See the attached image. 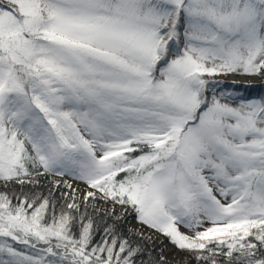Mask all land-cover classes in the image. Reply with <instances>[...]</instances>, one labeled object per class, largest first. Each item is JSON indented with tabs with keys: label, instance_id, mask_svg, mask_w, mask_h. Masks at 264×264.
Wrapping results in <instances>:
<instances>
[{
	"label": "snow or ice",
	"instance_id": "snow-or-ice-1",
	"mask_svg": "<svg viewBox=\"0 0 264 264\" xmlns=\"http://www.w3.org/2000/svg\"><path fill=\"white\" fill-rule=\"evenodd\" d=\"M228 76L264 82V0H0V264H264V95Z\"/></svg>",
	"mask_w": 264,
	"mask_h": 264
},
{
	"label": "trees",
	"instance_id": "trees-1",
	"mask_svg": "<svg viewBox=\"0 0 264 264\" xmlns=\"http://www.w3.org/2000/svg\"><path fill=\"white\" fill-rule=\"evenodd\" d=\"M227 78V77H226ZM226 78H223L226 80V82L228 83H231L233 81L231 80H228ZM258 78V77H256ZM238 84L240 85H252V87L250 89H248V91L245 93L246 95H249V96H260V95H264V87H262L261 85L264 84V82L260 81V82H240V81H236ZM52 177H48V178H42V186L37 188L36 190L37 191H43L45 192V194L47 193V190L48 188L51 187V181H52ZM18 191V190H17ZM129 218H132L131 216L128 217ZM105 219H108L107 217H105ZM128 219H127V222H119L117 221V223H121L122 224V230L124 231L125 234H127V230H128ZM108 222L111 223L113 222L111 219H108ZM149 249H151L152 251L149 252L148 256L145 258L146 261H154L156 259H158L161 254H160V251L158 249V247L156 245H153L152 243H149L148 245ZM184 253V252H183ZM190 257V256H189ZM167 260V259H166ZM168 261V264H175L169 260ZM190 262L191 264H194V261H193V258L190 257Z\"/></svg>",
	"mask_w": 264,
	"mask_h": 264
},
{
	"label": "rangeland",
	"instance_id": "rangeland-1",
	"mask_svg": "<svg viewBox=\"0 0 264 264\" xmlns=\"http://www.w3.org/2000/svg\"><path fill=\"white\" fill-rule=\"evenodd\" d=\"M223 79V77H222ZM226 79L231 80V81H240V82H260V78H256V77H248V76H228ZM249 79H252L249 80ZM84 186L80 185V188L82 189ZM104 206L101 205V208H103ZM128 227H135L136 226V221L132 218L128 219V223H127ZM145 232H147V229H144ZM182 231H185L184 229H182ZM162 237V236H156L155 237V242L152 243L153 245H156L160 251L161 256H164L167 260L175 263V264H191L190 262V257L187 253H183L181 251H179L178 249H176L173 245V247L176 249L177 253H171L172 255L166 254V250H165V245L162 244L161 242L158 241V238ZM164 238V237H162ZM165 239V238H164ZM167 242H169L167 239H165ZM181 257H183V259H181Z\"/></svg>",
	"mask_w": 264,
	"mask_h": 264
},
{
	"label": "bare ground",
	"instance_id": "bare-ground-1",
	"mask_svg": "<svg viewBox=\"0 0 264 264\" xmlns=\"http://www.w3.org/2000/svg\"><path fill=\"white\" fill-rule=\"evenodd\" d=\"M158 241L165 245L166 254L172 255L174 252L177 253L176 249L169 242H167L164 238L159 237ZM181 259H183V257H181Z\"/></svg>",
	"mask_w": 264,
	"mask_h": 264
},
{
	"label": "water",
	"instance_id": "water-1",
	"mask_svg": "<svg viewBox=\"0 0 264 264\" xmlns=\"http://www.w3.org/2000/svg\"><path fill=\"white\" fill-rule=\"evenodd\" d=\"M249 80H251V81H252V79H249Z\"/></svg>",
	"mask_w": 264,
	"mask_h": 264
}]
</instances>
